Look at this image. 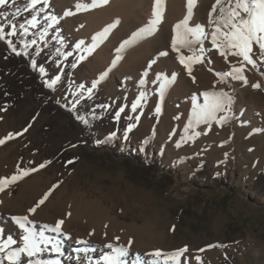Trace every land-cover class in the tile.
<instances>
[{
  "label": "rangeland",
  "instance_id": "1",
  "mask_svg": "<svg viewBox=\"0 0 264 264\" xmlns=\"http://www.w3.org/2000/svg\"><path fill=\"white\" fill-rule=\"evenodd\" d=\"M31 2L8 0L0 6L6 20L0 50L8 41H27L42 53L37 70L48 78L46 85L52 84L55 100L77 109L95 87H102L106 112L89 133L62 116L49 129L44 104L0 99V139L23 132L0 145V178L18 174V167L46 164L0 192L4 215L27 217L25 226L50 241L41 244L52 253L22 255L20 264H75L74 254L80 259L76 264H105L104 257L116 249L124 250V264H264V192L256 186L264 171V57L256 46L255 66L231 54L218 56L214 47H182L191 72L175 90L157 95L145 86L139 89L144 79L126 80L115 69L110 72L113 60L91 64L95 52L80 17L96 2L68 0L63 7L59 0H48L36 15L21 9ZM54 18L59 24L49 25ZM36 27L40 31L33 33ZM82 52L86 57L73 64ZM237 68L243 72L235 73ZM228 72L245 76L247 83L224 75ZM206 93H226L231 103L197 122L193 112L204 108ZM64 150L66 160L59 157ZM146 159L158 167L139 171L141 178L134 179L132 172L145 167ZM4 164L12 166L11 173H5ZM59 220H64L62 231L53 232ZM0 229V245L8 237L15 241L0 250V264H9L7 254L23 247L25 233L15 220L0 221ZM157 251L162 255H154Z\"/></svg>",
  "mask_w": 264,
  "mask_h": 264
},
{
  "label": "bare ground",
  "instance_id": "2",
  "mask_svg": "<svg viewBox=\"0 0 264 264\" xmlns=\"http://www.w3.org/2000/svg\"><path fill=\"white\" fill-rule=\"evenodd\" d=\"M59 1L63 7L68 6V0ZM94 2L93 8L80 17L85 24L87 43L95 52L91 64H105L113 60L110 72L115 69L114 72L118 76L122 73L126 80L144 79L143 84H138L139 89L145 86L150 93H161L163 96L175 90L178 82H184L189 74L187 69L190 64L181 48L205 45L213 49L210 34L215 30V25L212 22L220 20V9L226 11L229 7V0H221L220 5H216L215 0H196L188 26H202L208 35L201 37L176 29V25L188 15V0H162V20L154 28L152 21L155 18L156 0H87L86 4ZM213 8L217 12L213 13ZM150 28L152 30L148 31ZM102 33L105 34L100 38ZM173 40H178L179 52L173 48ZM120 44L124 45V49L120 48ZM161 45L165 46L163 52L167 53L166 56H161L157 50ZM181 55L185 57V64L180 63ZM3 168L8 174L13 170L11 165L4 164ZM12 192L13 188L9 187L7 196L11 197ZM14 220L0 211L3 224L7 225ZM40 246L43 250L35 256L52 253L48 247ZM58 248L59 251H56L59 256L67 258L62 248ZM72 257L75 264L80 261L77 254Z\"/></svg>",
  "mask_w": 264,
  "mask_h": 264
},
{
  "label": "snow or ice",
  "instance_id": "3",
  "mask_svg": "<svg viewBox=\"0 0 264 264\" xmlns=\"http://www.w3.org/2000/svg\"><path fill=\"white\" fill-rule=\"evenodd\" d=\"M106 2V0H105ZM8 3V0H0V6H5ZM35 3V0H33ZM216 5L221 4V0H215ZM196 4V0H188V15L181 22L176 25V29H183L186 34L195 35L199 34L201 37H206L208 34L205 33L204 28L200 25H196L195 28L189 27V20L193 14V7ZM162 0H156V10L154 12L155 18L152 21V28H154L158 23L162 20ZM212 12H217L216 8L212 9ZM33 26H35V18L32 21ZM215 25V30L210 34L211 35V44L212 46L219 51L221 56L227 57V55L231 54L236 57H242L243 61L248 64H252L255 66V60L253 59L254 53V45L256 46V50H258L259 55L264 57V0H235L234 4L229 0V7L227 10L220 9V20L212 22ZM152 29H148L151 31ZM15 35V31L11 33ZM101 34L100 38H103ZM179 37V32H178ZM5 38V29L0 26V39ZM9 45L12 44L11 41H8ZM35 43V41H33ZM187 43V41H185ZM173 48L179 52L180 47L178 46V40H173ZM203 51V49H201ZM161 56H166V52H161ZM188 59H191L189 57ZM180 63L185 64V57L183 55L180 56ZM188 67V65H185ZM189 73L191 72V68H188ZM43 71V69H41ZM235 73L239 74L243 72L242 68H237L234 70ZM224 75L232 76L234 79H239L243 81L245 84L247 83V78L243 75H233V72L224 73ZM59 77H57V80ZM55 83V81H53ZM52 87V84L48 85ZM253 87H259V85H253ZM228 103H231V98L227 97L226 93H221L219 95L216 94H205V105L204 108L197 111L194 109L193 116L197 122L200 120H206L209 116L213 115L218 110H223ZM136 105H133V110H135ZM6 110V109H5ZM160 111V109H157ZM131 131V127L128 129ZM23 131H27L25 128ZM21 133L9 134V136L0 139V145H3L7 140L12 139L16 136L22 135ZM126 138V137H125ZM50 163V162H49ZM46 167V164H40L37 168L31 169H19L18 174L12 175L11 177L0 178V192L6 190L8 186L16 183L19 179L24 178L40 169ZM58 185L53 186V188L49 189L47 193L37 202V204L29 209L31 213H35L37 208L45 203L48 197L52 194L55 188ZM70 216L71 213H68ZM16 224L23 229V247L19 248L18 251L9 252L7 254V260L9 264H20V259L22 255H26L27 257H33L37 253L41 252L43 249L41 248V242L46 241V238L43 236V233L39 235L32 231L31 229L25 226L28 218H14ZM64 224V220H59L54 228L51 230L53 232H61L62 226ZM3 230L0 229V236H2ZM49 242L50 241H46ZM15 241L12 240L11 237H8L5 245H0V250H3L7 245L14 244ZM111 248V245L108 246ZM59 251V248H56ZM187 249L178 250L174 257H180ZM125 255L123 249H116L114 255H108L104 257L105 264H124L121 257ZM156 256H161L162 253L157 251L154 253Z\"/></svg>",
  "mask_w": 264,
  "mask_h": 264
},
{
  "label": "trees",
  "instance_id": "4",
  "mask_svg": "<svg viewBox=\"0 0 264 264\" xmlns=\"http://www.w3.org/2000/svg\"><path fill=\"white\" fill-rule=\"evenodd\" d=\"M48 0H33L31 4L23 5L21 9L28 14L36 15V11L40 8L41 3ZM6 20L0 15V26L4 27ZM59 24L56 18L51 19L49 25ZM39 27L32 30L33 33L39 32ZM56 32V28L54 30ZM31 32V31H30ZM61 42V41H59ZM51 51V50H50ZM87 53L82 52L81 55H75L73 64L81 61L80 57H86ZM42 53L36 50L27 41L21 43H12L7 48L0 50V80L2 86L0 90V99L4 103L21 104L28 99L34 101L45 107L47 113L50 114L51 122L47 124L49 129H53L56 118L68 117L71 124L79 123V125L89 133L96 125L97 119H102L106 112V102L101 97L102 87H95L94 92L87 98L83 99L82 103L77 109L72 108L67 104H63L55 100L53 89L46 85L48 78L40 77L38 73V66L42 63ZM43 58L44 55H43ZM65 72H61V76ZM59 157L66 160L68 154L66 150L62 151ZM145 167L138 168L132 172L134 179H139V171L150 173L158 167L159 163L153 160L146 159L144 161ZM205 164V161L201 162ZM201 169V167H199ZM203 168L201 169L202 172ZM145 180H149L145 177ZM257 188H261L264 192V171L260 173L256 180ZM232 264V263H230Z\"/></svg>",
  "mask_w": 264,
  "mask_h": 264
}]
</instances>
